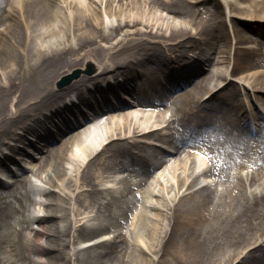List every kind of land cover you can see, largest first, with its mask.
I'll use <instances>...</instances> for the list:
<instances>
[{
  "label": "bare ground",
  "instance_id": "obj_1",
  "mask_svg": "<svg viewBox=\"0 0 264 264\" xmlns=\"http://www.w3.org/2000/svg\"><path fill=\"white\" fill-rule=\"evenodd\" d=\"M253 100L264 0H0V264H264Z\"/></svg>",
  "mask_w": 264,
  "mask_h": 264
},
{
  "label": "rangeland",
  "instance_id": "obj_2",
  "mask_svg": "<svg viewBox=\"0 0 264 264\" xmlns=\"http://www.w3.org/2000/svg\"><path fill=\"white\" fill-rule=\"evenodd\" d=\"M195 55H198L197 53H195ZM232 64H230V66H231ZM210 70V66H204V64H199V66L197 67V70L195 71V75H194V78L195 79H197V78H200V77H202V76H204V75H206L207 73H208V71ZM237 74L236 73H233L232 74V76L231 75H228L230 78H235L236 80H238V76H236ZM221 81H223V82H227V80H225V79H218L217 80V83L218 82H221ZM226 84V83H225ZM181 88H183V87H179V88H175V89H172V92H175V91H178V90H180ZM210 95V93L208 92V93H204L203 94V97H202V100H205L206 99V97H208ZM238 98H244L243 97V95L241 94ZM253 102H255V106H257V108L259 107V105H258V103L256 102V101H254L253 100ZM245 114H246V116L247 117H249L250 119H251V121H254L253 119H254V113H253V110H250L249 108L248 109H246V111L244 112ZM104 116V115H103ZM244 117V116H243ZM243 117H241V119H240V123L242 124L243 122H245L246 121V117L244 118V120H242L243 119ZM39 141V140H38ZM191 146V145H190ZM24 147L25 148H30V149H33V150H36V149H34V148H32V147H30V146H28V145H24ZM40 147V146H39ZM182 148H184V147H182ZM36 151H38V150H36ZM38 153H39V151H38ZM40 155V154H39ZM15 156H17V164L16 165H14V167H19V168H22V166H20V163L21 162H23V159H18V157L19 158H21V157H23V158H25L26 160H28V157L30 156V157H32L30 154H28V152L26 153V149H25V153H16L15 154ZM13 160H14V158H13ZM171 160H173V158L171 159ZM15 161H16V157H15ZM21 165H22V163H21ZM31 196H34V197H36V195H33V192L31 193ZM254 261H256L255 259H254Z\"/></svg>",
  "mask_w": 264,
  "mask_h": 264
}]
</instances>
